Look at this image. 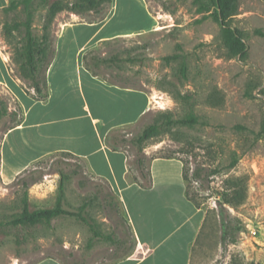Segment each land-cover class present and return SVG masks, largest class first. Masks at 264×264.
<instances>
[{"label": "rangeland", "instance_id": "374dc122", "mask_svg": "<svg viewBox=\"0 0 264 264\" xmlns=\"http://www.w3.org/2000/svg\"><path fill=\"white\" fill-rule=\"evenodd\" d=\"M146 2L156 18L152 31L104 42L87 53L109 60L94 70L101 77L162 99L138 126L121 132L133 174L138 175V159L146 175L154 158L184 163L187 197L205 214L190 264H264V0H239V13L229 24L240 32L247 53L236 57L213 12H200L199 0ZM55 3L61 10L51 20ZM112 3L90 9L80 0H10L8 11L0 10V49L12 75L20 77L16 53L24 46L25 29L9 37L5 26L24 22L31 12L39 42L50 26V53L39 76L44 82L61 26L111 17ZM133 6L119 0L107 31L143 29L141 10ZM21 81L28 93H35L30 80ZM0 112L1 149L4 134L22 117L1 86ZM192 116L195 124L180 123ZM153 125L156 134L138 147L134 142ZM88 171L83 162L62 155L35 164L13 184H4L0 176V264H35L46 258L62 264H116L124 259L135 247L133 235L109 186ZM61 172L67 176L64 184ZM227 196L232 203L225 201ZM60 199L68 214L33 227L8 225L23 212L25 200L36 211L54 209Z\"/></svg>", "mask_w": 264, "mask_h": 264}, {"label": "crops", "instance_id": "0c3cea01", "mask_svg": "<svg viewBox=\"0 0 264 264\" xmlns=\"http://www.w3.org/2000/svg\"><path fill=\"white\" fill-rule=\"evenodd\" d=\"M128 1L141 10L143 29L107 31L119 0H113L111 17L108 13L99 22L73 20L61 26L42 99L28 93L12 75L0 49V86L22 112L21 120L1 140L0 176L10 185L46 158L74 157L109 186L133 235L135 247L116 264H190L205 214L187 197L184 163L178 158H154L146 176L139 163L134 176L131 156L121 145L125 142L121 132L138 126L157 102L162 103L160 95L110 82L94 72L103 65L89 66L86 58L104 42L155 27L146 0ZM9 4L10 0H0V10ZM35 264L62 263L46 258Z\"/></svg>", "mask_w": 264, "mask_h": 264}, {"label": "trees", "instance_id": "16d2710c", "mask_svg": "<svg viewBox=\"0 0 264 264\" xmlns=\"http://www.w3.org/2000/svg\"><path fill=\"white\" fill-rule=\"evenodd\" d=\"M82 4L88 5L90 9L96 8L98 5L102 4L103 1H108L111 4V0H80ZM201 2V10L200 12H213L212 15L215 17L216 21L222 27V35L224 37L225 42L228 45V48L231 52L232 57L236 56H245L247 53V48L244 43H242L241 34L238 30L232 28L229 22L233 19L234 16L239 13V0H199ZM81 7L79 4L75 5V8ZM10 7L5 8V11H8ZM61 10L59 4L55 3L50 8V19L55 17V15ZM33 15L31 12H28L27 19L22 23H17L12 26H5V34L9 37L12 36L15 30H19L21 27L25 29L24 35V46L21 50L17 51V59L20 61L19 65V75L17 77L21 80H30L32 83V89L35 90V95L37 98H44V86L46 85L45 81L42 82L40 80V72L44 68L43 64L47 60L50 53V39L49 35L46 34L49 25L45 26V34L43 36V40L39 42L34 33H33ZM87 59L90 60L88 63L89 66H93L95 68H99L100 65H106L109 63V60L99 59L95 56H91ZM49 65V64H48ZM48 69V66H47ZM185 73V70H184ZM1 115V112H0ZM197 122V119L192 117H188L182 120L180 123L185 125H193ZM158 131V126L153 125L147 128L144 133L134 142L138 147L141 148L143 143L152 138L154 134ZM125 141V140H124ZM139 167L144 176L143 160L138 159ZM235 164H233L234 166ZM61 182L64 184L67 176L61 172ZM186 180V176H185ZM228 197L225 198L227 203H232V200H228ZM61 199L58 202V205L54 209H42L36 211H30L28 201H24V210L19 216H15L12 220L8 222V225L14 227H33L41 223H50L55 218L68 214L65 210L62 209ZM0 226L2 223L0 222ZM222 227H223V236L222 241L224 244H227L228 241V229L227 223L222 219ZM97 237L98 233H95Z\"/></svg>", "mask_w": 264, "mask_h": 264}, {"label": "built area", "instance_id": "2783aa9c", "mask_svg": "<svg viewBox=\"0 0 264 264\" xmlns=\"http://www.w3.org/2000/svg\"><path fill=\"white\" fill-rule=\"evenodd\" d=\"M150 250H147L145 253L147 254ZM144 252H141L142 255H146Z\"/></svg>", "mask_w": 264, "mask_h": 264}]
</instances>
